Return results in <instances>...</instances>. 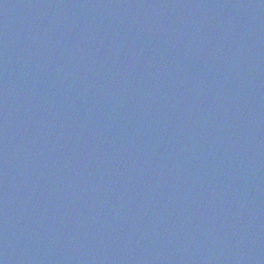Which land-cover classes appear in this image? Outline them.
Listing matches in <instances>:
<instances>
[{
    "label": "water",
    "instance_id": "obj_1",
    "mask_svg": "<svg viewBox=\"0 0 264 264\" xmlns=\"http://www.w3.org/2000/svg\"><path fill=\"white\" fill-rule=\"evenodd\" d=\"M0 264H264V0H0Z\"/></svg>",
    "mask_w": 264,
    "mask_h": 264
}]
</instances>
